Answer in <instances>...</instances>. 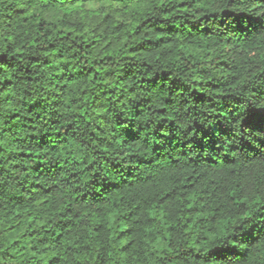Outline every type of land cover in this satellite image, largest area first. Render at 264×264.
Instances as JSON below:
<instances>
[{"label": "trees", "instance_id": "1", "mask_svg": "<svg viewBox=\"0 0 264 264\" xmlns=\"http://www.w3.org/2000/svg\"><path fill=\"white\" fill-rule=\"evenodd\" d=\"M0 264H264V0H0Z\"/></svg>", "mask_w": 264, "mask_h": 264}]
</instances>
